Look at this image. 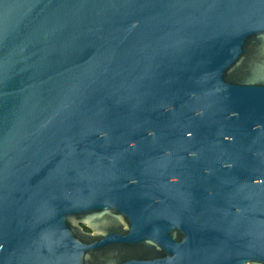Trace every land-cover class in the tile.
I'll return each mask as SVG.
<instances>
[{
  "label": "water",
  "instance_id": "water-1",
  "mask_svg": "<svg viewBox=\"0 0 264 264\" xmlns=\"http://www.w3.org/2000/svg\"><path fill=\"white\" fill-rule=\"evenodd\" d=\"M0 264H264V0H0Z\"/></svg>",
  "mask_w": 264,
  "mask_h": 264
},
{
  "label": "trees",
  "instance_id": "trees-1",
  "mask_svg": "<svg viewBox=\"0 0 264 264\" xmlns=\"http://www.w3.org/2000/svg\"><path fill=\"white\" fill-rule=\"evenodd\" d=\"M87 229V228H86Z\"/></svg>",
  "mask_w": 264,
  "mask_h": 264
}]
</instances>
